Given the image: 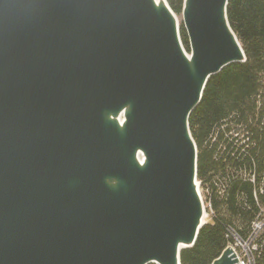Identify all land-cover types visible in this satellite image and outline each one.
<instances>
[{"label":"water","instance_id":"1","mask_svg":"<svg viewBox=\"0 0 264 264\" xmlns=\"http://www.w3.org/2000/svg\"><path fill=\"white\" fill-rule=\"evenodd\" d=\"M227 6L0 0V264H181L210 224L189 118L246 62Z\"/></svg>","mask_w":264,"mask_h":264},{"label":"trees","instance_id":"2","mask_svg":"<svg viewBox=\"0 0 264 264\" xmlns=\"http://www.w3.org/2000/svg\"><path fill=\"white\" fill-rule=\"evenodd\" d=\"M166 1L181 16L183 0ZM227 18L246 62L211 77L189 118L197 180L214 217L181 264H212L228 247L227 230L243 237L264 209V0H228ZM180 35L189 52L182 26ZM260 247L255 264H264V241Z\"/></svg>","mask_w":264,"mask_h":264},{"label":"built area","instance_id":"3","mask_svg":"<svg viewBox=\"0 0 264 264\" xmlns=\"http://www.w3.org/2000/svg\"><path fill=\"white\" fill-rule=\"evenodd\" d=\"M264 178V172L262 174ZM254 179L252 177V180ZM206 194L204 192V206L206 210H210V213L206 214L207 217H214V212L211 210L210 204L206 200ZM255 201H257L255 197ZM208 208V209H207ZM205 210V211H206ZM264 209L259 208V214L252 221L250 225V230L243 237L239 235L234 229L229 228L227 230L226 240L227 242L236 243L239 248V256H230L232 260L235 261V264H255L256 258L258 255L260 245L264 241Z\"/></svg>","mask_w":264,"mask_h":264},{"label":"bare ground","instance_id":"4","mask_svg":"<svg viewBox=\"0 0 264 264\" xmlns=\"http://www.w3.org/2000/svg\"><path fill=\"white\" fill-rule=\"evenodd\" d=\"M227 245H228L227 249L231 251L232 256H239V248L236 245V243L227 242Z\"/></svg>","mask_w":264,"mask_h":264},{"label":"rangeland","instance_id":"5","mask_svg":"<svg viewBox=\"0 0 264 264\" xmlns=\"http://www.w3.org/2000/svg\"><path fill=\"white\" fill-rule=\"evenodd\" d=\"M178 19H179V21H181V16H178ZM262 81H263V84H264V76L262 77ZM199 191H200V194H201V197H202V199H203V202L205 203V200H204V191H203V189H201V188H199ZM205 207V206H204ZM208 209V208H207ZM206 210V209H205ZM209 214L210 213V210L208 209V210H206V214ZM207 219L208 220H210V218H209V216L207 217ZM226 248H227V246H226ZM225 248V249H226Z\"/></svg>","mask_w":264,"mask_h":264}]
</instances>
